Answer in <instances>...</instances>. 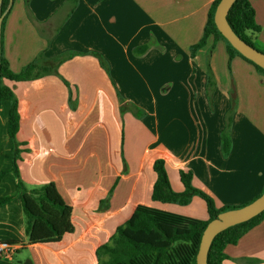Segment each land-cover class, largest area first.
I'll list each match as a JSON object with an SVG mask.
<instances>
[{
	"label": "crops",
	"instance_id": "crops-1",
	"mask_svg": "<svg viewBox=\"0 0 264 264\" xmlns=\"http://www.w3.org/2000/svg\"><path fill=\"white\" fill-rule=\"evenodd\" d=\"M216 1H13L2 34L13 72L40 55L73 54L58 75L4 84L18 100L22 180L31 190L54 183L73 209L75 230L57 243L30 245L16 198L0 207V243L19 242L18 250L0 264H97L98 249L138 206L161 203L152 199L160 159L176 193L185 191L180 171L191 172L192 185L218 208L243 207L264 192V74L241 57L230 60L222 38L211 36L192 52ZM251 4L262 28L254 43L264 52V0ZM10 109L5 102L0 110V174L8 172L0 199L17 193L9 172ZM230 111L232 144L224 155L221 135ZM194 203L208 220L200 197L181 206ZM225 253L224 264H264V222Z\"/></svg>",
	"mask_w": 264,
	"mask_h": 264
},
{
	"label": "trees",
	"instance_id": "trees-1",
	"mask_svg": "<svg viewBox=\"0 0 264 264\" xmlns=\"http://www.w3.org/2000/svg\"><path fill=\"white\" fill-rule=\"evenodd\" d=\"M220 1L217 0L213 4L204 35L201 41L192 47L193 54L205 47L211 36L222 38L228 45L230 60L236 56L241 57L253 65L257 71L264 74L261 67L242 56L218 31L214 17ZM10 2L11 0H4L3 2V12L7 10L6 16L9 13ZM6 16L3 21L2 34ZM228 21L234 32L243 41L256 48L254 36L259 34L262 28L257 23L256 11L251 0H237L229 12ZM72 56L73 54H68L48 60L44 55H40L35 62L25 67L20 73H15L11 70L2 53L0 110L3 103H11L9 135L13 145V157L12 168L9 172L15 175L18 183L17 193L14 196L0 199V207L16 198L21 200L26 220V234L30 245L57 243L67 234L73 233L75 230L72 222L73 209L65 202L54 183L31 190L22 180L19 163L22 161L26 149L24 148L25 144L17 140L20 129L18 100L14 91L4 84V80L26 82L50 74L58 75L59 65ZM232 104L233 107L237 105L235 91L232 92ZM232 111L227 116V122L221 135L224 155H228L231 150ZM135 113L141 115L139 110ZM154 171L157 174V181L153 189V201L187 206L194 197H200L207 206L209 219L204 221L148 206H138L132 217L117 229L109 243L98 249L97 264H197L202 237L209 223L222 212L236 209V207L218 208L213 198L192 185L193 174L191 172L180 171V179L185 191L176 193L169 180L164 160L160 159L155 162ZM7 173L0 174V181ZM263 222L264 212L247 223L237 225L219 234L211 246L208 264H224L228 258L225 253L226 248L230 245H237L247 233ZM7 243L19 244V242Z\"/></svg>",
	"mask_w": 264,
	"mask_h": 264
},
{
	"label": "water",
	"instance_id": "water-1",
	"mask_svg": "<svg viewBox=\"0 0 264 264\" xmlns=\"http://www.w3.org/2000/svg\"><path fill=\"white\" fill-rule=\"evenodd\" d=\"M237 0H221L215 12V24L221 35L228 43L246 59L252 61L264 70V52L243 41L233 30L228 21V15ZM3 2L0 0V70L2 59V26L7 10L3 12ZM13 0L10 2V6ZM264 212V193L256 200L243 207L228 210L219 214L207 226L197 255V264H208L211 246L216 237L222 232L240 224L247 223ZM25 264H31L26 262Z\"/></svg>",
	"mask_w": 264,
	"mask_h": 264
},
{
	"label": "rangeland",
	"instance_id": "rangeland-1",
	"mask_svg": "<svg viewBox=\"0 0 264 264\" xmlns=\"http://www.w3.org/2000/svg\"><path fill=\"white\" fill-rule=\"evenodd\" d=\"M255 46H256L257 49L262 51V49H261L262 47L260 45L259 46L261 48L258 45H256V44H255ZM232 91H235L236 96H237V91L232 89L231 93H232ZM170 178H171L172 188L174 189L173 185H175V179H173L172 174L170 175ZM174 190H176V189H174ZM109 199H110V194L105 200L102 201V203H101V209L102 210H106L107 209L108 202H109L108 200ZM154 208L168 210V211L174 212V213L175 212L176 213H181V214H184L186 216H190V217H193V218H198L200 220L201 219L203 220L204 219V215H205L204 214V208H203L202 204H199V203H194L192 206L186 207V208L182 207L179 204H172L171 205V204L156 203Z\"/></svg>",
	"mask_w": 264,
	"mask_h": 264
},
{
	"label": "built area",
	"instance_id": "built-area-1",
	"mask_svg": "<svg viewBox=\"0 0 264 264\" xmlns=\"http://www.w3.org/2000/svg\"><path fill=\"white\" fill-rule=\"evenodd\" d=\"M17 250L18 245H13L7 242L0 243V259L12 261Z\"/></svg>",
	"mask_w": 264,
	"mask_h": 264
}]
</instances>
